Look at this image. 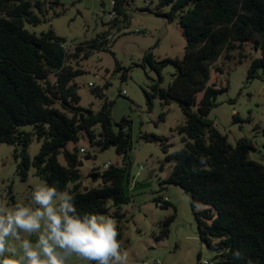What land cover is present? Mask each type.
<instances>
[{"label": "trees", "instance_id": "16d2710c", "mask_svg": "<svg viewBox=\"0 0 264 264\" xmlns=\"http://www.w3.org/2000/svg\"><path fill=\"white\" fill-rule=\"evenodd\" d=\"M114 1L117 15L111 18L112 28L118 26L120 17L128 21V0ZM146 7L145 11L168 22L177 21L187 42L182 59L158 61L152 53L144 59L159 77L152 93L145 92L150 104L152 97H158L165 106L175 101L186 118L176 129L185 144L180 151L169 152L172 144L168 138L155 134L141 137L160 143L166 161L173 164L161 185L178 186L190 195L200 240L216 253L213 264H264V165L250 159L255 150L252 140L243 138L233 146L209 119L218 96L228 89L210 85L211 69L222 56L230 59L239 51L241 62L250 44L258 55L251 60L247 80L260 78V71L264 73V0H160L154 11ZM166 7L170 9L164 11ZM33 8L42 15L48 11L42 1L0 0V145L16 147L17 174L23 182L34 168L37 177L58 190L71 184L73 202L81 216H111L114 207L115 216L121 218L122 206L131 202L127 192L131 122L124 118L116 123L118 130L114 129L113 102L106 101L97 113L82 108L76 83L86 73L77 64L80 60H88L99 51L114 55L110 33L78 44L71 51L66 39L53 30L38 36L27 29V24L38 26L43 21ZM170 65L176 73L169 86L162 88V71ZM126 74L125 70L123 80ZM91 88L103 97L99 87ZM165 117L162 113L161 121ZM84 133L92 145L102 151L113 147L123 158L122 166L112 164L103 173L96 171L94 175L102 183L90 189H82L80 183L83 159L77 144ZM33 137L41 148L32 160L28 147ZM70 144H74L73 149L68 148ZM90 158L85 153L84 159ZM160 192L154 199L156 204L165 210L172 207L174 213L161 223L157 240L168 238L177 216L176 207L164 201ZM200 206L204 207L198 211ZM117 231L121 242L120 226ZM201 259L199 253L198 264H203Z\"/></svg>", "mask_w": 264, "mask_h": 264}, {"label": "rangeland", "instance_id": "374dc122", "mask_svg": "<svg viewBox=\"0 0 264 264\" xmlns=\"http://www.w3.org/2000/svg\"><path fill=\"white\" fill-rule=\"evenodd\" d=\"M32 1L46 2L48 11L42 15L33 8L43 21L38 26L27 24V29L38 36L53 30L57 36L66 39V46L71 51L78 44L110 33V49L114 55L99 51L88 60H80L77 64L86 73L78 77L76 83L82 108L97 113L106 101L113 102L111 120L114 129L118 130L116 123L124 118L131 122L132 150L129 158L132 163L127 191L131 202L122 206L120 213L123 217L115 216L117 209L114 207L109 216L121 228L122 251L128 256L126 264H154L156 259L161 260L160 264H198L199 253L202 254V261H213L216 253L209 250L198 235V222L190 195L178 186L161 185L170 176L173 164L166 161L160 143L146 142L141 138L144 134L168 138L172 144L170 153L185 147L183 136L176 131L186 121L180 105L173 101L165 106L158 97H152L150 104L145 94L152 93V86L159 80L157 73L144 61L148 53H152L158 61L184 57L187 42L178 22H168L164 17L145 11L147 3L149 9L154 11L160 0H128L129 3L125 5L128 21L120 17V23L115 28L110 26L112 0H57L59 4H54L55 0ZM169 9L166 7L164 11ZM145 32L148 34L145 35ZM243 53L246 57L241 62V54L236 51L230 59L222 56L213 65L210 85L216 84L217 89H228L218 96L217 106L212 109L209 119L233 146L243 138L252 140L255 150L250 153V159L264 165V73L260 71V78L248 81L251 60L258 54L250 44L246 45ZM116 62L122 70L118 69ZM217 68L222 71H217ZM125 70L127 77L123 80ZM174 73L176 69L171 65L163 69L162 88L169 86ZM90 82L102 90L103 97L95 94L89 86ZM162 113H166L164 121H161ZM25 129L29 131L31 127ZM99 132L97 127L96 133ZM77 146L86 148L91 156L84 159L85 154L80 155L83 159L82 189L97 187L102 183L94 174L96 171L103 173L105 164L123 165V158L115 148L102 151L90 143L85 133ZM73 147L74 144H70L68 148ZM40 148L41 143L33 137L28 147L32 160ZM15 149L13 145H0V207L3 208L13 207L17 203L27 204L34 182L41 180L35 175L34 168H31L26 182L21 180L17 174ZM60 161L65 164L63 157H60ZM141 167L143 170H140ZM158 192L162 197L167 196L177 209L170 234L163 240H157L160 225L174 210L172 207L165 210L156 204L154 199ZM29 238L35 241L37 237L33 234ZM9 243L17 247L18 258L22 254L19 242L9 238ZM67 264L90 262L73 255Z\"/></svg>", "mask_w": 264, "mask_h": 264}, {"label": "clouds", "instance_id": "9594fccd", "mask_svg": "<svg viewBox=\"0 0 264 264\" xmlns=\"http://www.w3.org/2000/svg\"><path fill=\"white\" fill-rule=\"evenodd\" d=\"M71 187L61 191L37 180L27 204L0 207V264H67L73 255L90 264H126L116 221L101 214H78ZM33 234L35 241L29 238ZM9 238L19 242L18 258Z\"/></svg>", "mask_w": 264, "mask_h": 264}, {"label": "built area", "instance_id": "2783aa9c", "mask_svg": "<svg viewBox=\"0 0 264 264\" xmlns=\"http://www.w3.org/2000/svg\"><path fill=\"white\" fill-rule=\"evenodd\" d=\"M111 5H112V7H113V11H112L111 13H109V15H110V18H114V17H116V15H117V14H116V11L114 10V5H115V1H114V0H112ZM146 6H150L149 3H147ZM138 32H141V31L138 30ZM147 34H148V32H145V35H147ZM89 86H91V87H95V85H94L92 82L89 83ZM124 94H126L125 91H124ZM80 152H81L82 154H85V153H87V149H86V148H81V149H80ZM111 165H112L111 163H107V164H105V165L103 166V168H104V169H108V168H110ZM140 170H143V167H141ZM163 199H164V201H169V198H168L167 196H164ZM160 263H161V260H160V259H156V260L154 261V264H160ZM202 263H203V264H213L212 261H207V260L202 261ZM144 264H149V263H148V262H145Z\"/></svg>", "mask_w": 264, "mask_h": 264}]
</instances>
